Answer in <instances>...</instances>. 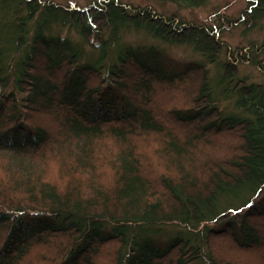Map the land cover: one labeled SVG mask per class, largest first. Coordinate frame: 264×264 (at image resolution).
Instances as JSON below:
<instances>
[{
  "label": "trees",
  "instance_id": "1",
  "mask_svg": "<svg viewBox=\"0 0 264 264\" xmlns=\"http://www.w3.org/2000/svg\"><path fill=\"white\" fill-rule=\"evenodd\" d=\"M176 17L0 0V264H237L222 235L264 256V80L241 71L264 75V0L238 20L262 39L234 48L231 19ZM130 32L199 58L171 66ZM173 89L191 106L161 103Z\"/></svg>",
  "mask_w": 264,
  "mask_h": 264
},
{
  "label": "rangeland",
  "instance_id": "2",
  "mask_svg": "<svg viewBox=\"0 0 264 264\" xmlns=\"http://www.w3.org/2000/svg\"><path fill=\"white\" fill-rule=\"evenodd\" d=\"M57 3H62L65 5L86 7L96 0H52ZM121 2L130 3L132 5L146 6L150 5L154 10L165 14L168 17L177 16L176 19L181 18L190 21L212 23L220 22L222 19L227 18L233 21V23H228L225 26L222 38L227 41L229 45L233 48L239 45H247L251 39H262V35L257 31H250L248 34H244V24L238 20L242 17L243 13L250 5V0H208L207 3L198 7H185L178 3L169 2L166 0H119ZM73 4V5H72ZM242 20V19H241ZM244 21V19H243ZM126 39L129 42L136 44H151L156 43L161 48H163L171 61L170 65L178 67L183 65L189 60L194 58H199V55L194 52L188 45H171L162 44L159 41L153 40L151 37L146 35H141L137 33L130 32ZM242 73H248L253 80H264V75H262L258 69L254 68L250 64L241 65ZM167 88L164 89V91ZM186 93H182L177 89H173L170 94H161V103L169 104L176 107H189L192 104L191 98ZM48 120V119H47ZM38 123L44 125L42 122L49 127L48 123L45 121L44 117H38ZM36 122V124H37ZM231 134H225L218 140H215L218 144L229 143V140L233 137H229ZM233 135V134H232ZM220 142V143H219ZM143 143H141L142 145ZM230 146V144H228ZM219 146L213 147L214 150L218 151ZM231 147V146H230ZM159 161V160H158ZM54 164V163H53ZM50 164L48 167L51 168L53 172L49 174L50 178L56 179L57 173L56 169ZM54 165L57 166L55 163ZM165 164L161 166L158 165L156 170L162 171ZM55 169V170H54ZM59 180V179H58ZM61 185H64V181H59ZM213 246L219 255L222 257L231 259L237 264H264V256L260 251L254 248H247L237 245L231 236L222 235L216 237L213 241Z\"/></svg>",
  "mask_w": 264,
  "mask_h": 264
}]
</instances>
